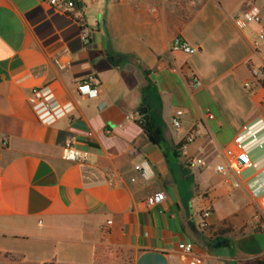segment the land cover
Instances as JSON below:
<instances>
[{
	"label": "crops",
	"instance_id": "obj_1",
	"mask_svg": "<svg viewBox=\"0 0 264 264\" xmlns=\"http://www.w3.org/2000/svg\"><path fill=\"white\" fill-rule=\"evenodd\" d=\"M78 1L57 15L51 0H0V264L264 261V229L254 226L264 221L255 147L264 137L242 133L248 124L260 131L264 120V79L251 73L264 60V49L253 48L264 31L263 2ZM251 5L261 20L237 27L235 17ZM80 23L91 44L81 40ZM177 36L191 53L170 50ZM191 74L200 88L191 87ZM82 78L94 80L96 98L78 96ZM43 85L73 105L52 125L40 124L27 103ZM142 107L158 145L139 121ZM236 142L258 169L222 175L216 166H228L226 149ZM66 145L78 159L66 157ZM196 156L205 167H188ZM144 163L153 173L147 181L137 174ZM156 192L163 201L148 205ZM205 209L209 227L201 229ZM186 242L191 254L178 249Z\"/></svg>",
	"mask_w": 264,
	"mask_h": 264
},
{
	"label": "built area",
	"instance_id": "obj_2",
	"mask_svg": "<svg viewBox=\"0 0 264 264\" xmlns=\"http://www.w3.org/2000/svg\"><path fill=\"white\" fill-rule=\"evenodd\" d=\"M51 3L55 5V7L53 8V12L57 15H64L66 12L74 10V2L72 0H62L61 2L51 0ZM261 18V9L256 5H251L249 9L238 14L235 17V24L239 28H244L250 22H259ZM79 27L81 29L80 38L83 43L91 44V32L88 31L82 23L79 24ZM253 48L256 51H259L261 48L264 49V31L262 34L261 42H254ZM170 50L174 52L179 51L186 54H189L193 51L189 44L180 36H177L172 40ZM55 63L61 70L65 69L66 67L59 61V59H56ZM251 73L253 79L256 81H258L259 79H264V60L260 65L254 66L251 70ZM189 83L194 89H198L201 86L199 79L194 74H191L189 76ZM75 86L76 92L81 98H96L99 94L97 86L92 78L78 79L75 82ZM252 86V82H247L244 84V90L250 93L252 91ZM27 103L33 111L37 121L43 125H52L60 118L68 116L73 110L72 103L59 101L49 85H43L32 89L27 96ZM182 114V109H178L175 111L171 118V124L173 125V127H180V118ZM259 122L261 123L260 131H251L248 124L243 127L242 133L249 135V139L251 140H259L260 138L264 137V120H260ZM193 139V135H188L186 137L187 142H191L193 141ZM255 147L256 149L262 151L261 160L264 164V140L257 143ZM64 152L66 153V157L68 159H78V156L69 145H66L64 147ZM226 156L229 159L228 166H216V171L222 175H225L230 169L238 174H241V172L245 169H258V163L255 160L251 159L249 154L245 151L241 142H236V149H226ZM186 162L188 167L190 168H203L206 166L205 158L201 156L190 157L186 160ZM137 174L142 181H147L153 173L150 166L147 163H144L138 168ZM261 195L264 196V184L261 187ZM164 197L165 195L163 192H156L151 197H149L146 202L150 206H155L162 202ZM209 216L210 209H205L200 214L199 226L201 229H207L209 227ZM254 226L256 228L264 229V221L258 218ZM178 249L184 254H191L193 250V244L191 242L179 243ZM198 263H200V260L198 259L192 260L190 262V264Z\"/></svg>",
	"mask_w": 264,
	"mask_h": 264
},
{
	"label": "trees",
	"instance_id": "obj_3",
	"mask_svg": "<svg viewBox=\"0 0 264 264\" xmlns=\"http://www.w3.org/2000/svg\"><path fill=\"white\" fill-rule=\"evenodd\" d=\"M74 2V8H79L80 7V2L78 0H72ZM142 128L146 134V136L148 137V139L153 143L158 145L160 143V135L154 133V131L152 130V126L150 122H146V123H141ZM183 145V143H180L178 148L181 147ZM44 264H52V263H44ZM251 264H264V261L259 260V259H254L252 260Z\"/></svg>",
	"mask_w": 264,
	"mask_h": 264
},
{
	"label": "water",
	"instance_id": "obj_4",
	"mask_svg": "<svg viewBox=\"0 0 264 264\" xmlns=\"http://www.w3.org/2000/svg\"><path fill=\"white\" fill-rule=\"evenodd\" d=\"M138 115H139V121L141 123H146V122L149 121V114H148V111H147L146 107H142L139 110Z\"/></svg>",
	"mask_w": 264,
	"mask_h": 264
},
{
	"label": "rangeland",
	"instance_id": "obj_5",
	"mask_svg": "<svg viewBox=\"0 0 264 264\" xmlns=\"http://www.w3.org/2000/svg\"><path fill=\"white\" fill-rule=\"evenodd\" d=\"M261 1V3L263 2V4H264V0H260ZM257 42H260L259 40H257ZM108 260H110V259H113V258H110V256H108V258H107ZM114 260V259H113Z\"/></svg>",
	"mask_w": 264,
	"mask_h": 264
}]
</instances>
